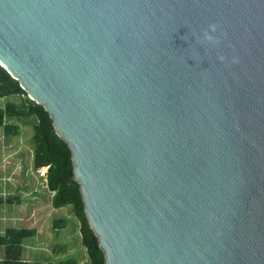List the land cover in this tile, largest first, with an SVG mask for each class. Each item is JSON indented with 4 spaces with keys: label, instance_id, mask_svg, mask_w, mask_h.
<instances>
[{
    "label": "water",
    "instance_id": "1",
    "mask_svg": "<svg viewBox=\"0 0 264 264\" xmlns=\"http://www.w3.org/2000/svg\"><path fill=\"white\" fill-rule=\"evenodd\" d=\"M0 66L105 264H264V0H0Z\"/></svg>",
    "mask_w": 264,
    "mask_h": 264
},
{
    "label": "trees",
    "instance_id": "2",
    "mask_svg": "<svg viewBox=\"0 0 264 264\" xmlns=\"http://www.w3.org/2000/svg\"><path fill=\"white\" fill-rule=\"evenodd\" d=\"M11 96L18 97V100L7 99ZM0 99H7L3 105H0V127H2L3 136H19L23 124L32 126V166L34 169L49 167L46 174L47 182L44 186L47 191L55 193L51 201L56 207H68L66 216L54 214L50 220L51 229L64 231L68 228L74 230L77 228L75 231L77 237L73 241L55 244L57 251L66 253L68 248L74 249L79 244L85 250V264H105L104 252L88 224L79 184L73 177L70 149L55 133L52 118L48 111L42 104L29 98L19 81L1 66ZM56 198L59 199L58 203L54 200ZM18 199L19 197L16 195L0 196V202L7 204L18 201ZM70 217L73 219L71 225ZM37 235L38 230L36 228L24 225L17 229H5L0 235V245L3 246V257L0 258V264H78L79 257L74 251L56 261H29L23 258V241Z\"/></svg>",
    "mask_w": 264,
    "mask_h": 264
},
{
    "label": "rangeland",
    "instance_id": "3",
    "mask_svg": "<svg viewBox=\"0 0 264 264\" xmlns=\"http://www.w3.org/2000/svg\"><path fill=\"white\" fill-rule=\"evenodd\" d=\"M7 99L16 101L18 100V97L11 96ZM7 99H0V105H3V103ZM31 136L32 126H30L29 124H23L21 126L20 135L14 140L12 139L14 143H7L12 145L11 148L2 150V146H0V175L1 173L3 175L1 177L2 179L0 178L1 186L3 183L6 188L10 187V190H27L25 192L26 194L21 198L23 201L22 205L18 208H15V212L17 211L18 214V219H16L15 221L16 225L19 227L23 225L27 227H37L39 230H42L43 228V232L40 231V234H38L36 238L26 239L23 241V248L25 250L23 257L29 261H56L59 258H63L64 255L68 253L70 254L74 251L77 252V256L79 257L78 264H85V250L79 244H77L74 249L68 248L66 253L57 251V246L55 245L62 244L65 241L69 242V240L73 241L74 238L77 237V232H75L77 228L76 230H74L73 228H68L64 231H54L51 229L50 220L54 216V214L57 213L58 216H66L68 207H56L53 201H51L52 199L50 197V200L44 199L42 197V194L34 191L36 189H34L33 186L27 188L29 186L28 182L32 179L34 181V178L26 174L23 168L21 169V164H23L24 162L25 165L26 163H30V155L32 149ZM3 157H6L11 161V164L8 167L6 165H4L3 167L1 166V159ZM17 161L18 163L14 166ZM31 175L33 176V174ZM36 184V181H34V185ZM40 185H42V182ZM28 190H31V192H29ZM54 200L56 203H58L59 201L58 198ZM44 209H47L50 213L48 212L49 214L39 217ZM69 220L71 225L73 219L70 217ZM12 225V220L5 222V227ZM71 230L74 231L71 232Z\"/></svg>",
    "mask_w": 264,
    "mask_h": 264
},
{
    "label": "crops",
    "instance_id": "4",
    "mask_svg": "<svg viewBox=\"0 0 264 264\" xmlns=\"http://www.w3.org/2000/svg\"><path fill=\"white\" fill-rule=\"evenodd\" d=\"M16 137H18V136H16ZM16 137H12V136H8V137H4L3 136V132H2V127H0V146H2V150H4V149H9V148H11L12 147V145L11 144H7V143H14V139L16 138ZM13 139V140H12ZM7 146H6V145ZM1 148V147H0ZM20 149V148H19ZM3 159V158H2ZM1 159V160H2ZM17 164V162L14 164V166ZM25 165V162L23 163V164H21V169L23 168L24 170H25V173L26 174H28V175H30L32 178H34V181H36V185H34V181H33V179L32 180H30L29 182H28V187L27 188H29L30 186H33V188L34 189H36V190H34V191H37L39 194H42V197L44 198V199H49V197L51 198V196H50V194L48 193V191H47V188L44 186V183L42 182V178H40L39 177V175L36 173V172H34V170H37V169H34L33 168V166H32V155H30V163H26V165ZM33 170H32V169ZM31 174H33V176L31 175ZM3 175H2V173H1V175H0V178L2 177ZM2 179V178H1ZM1 182V181H0ZM41 182H42V185H40L41 184ZM3 186V187H2ZM2 186H1V184H0V196H2V197H7L8 195H16V196H18L19 197V199H18V201H14L13 203H11V204H7V203H5V202H0V210H2V211H0V235L1 234H3V232L5 231V229H7V228H20L19 226H17L16 225V219H18L17 217H18V214H17V211L15 212V208H18V207H20L21 205H22V196H24L26 193V191L27 190H18L17 191V189L15 190V189H12V190H10V187H5L4 185H3V183H2ZM2 187V188H1ZM40 189V190H39ZM7 191V192H6ZM29 192H31V190H28ZM22 194V195H21ZM49 195V196H48ZM50 200V199H49ZM49 211L47 210V209H44V211L39 215V217H41V216H45V215H47V214H49L48 213ZM17 215V216H16ZM10 220H12L13 221V225L12 226H7V227H5V222H7V221H10ZM31 228H36L37 230H38V234H40V231H42L43 232V228H42V230H39L37 227H31ZM37 237V236H36ZM36 237H34V238H36ZM24 249V248H23ZM24 252H25V250H23V255H24ZM3 257V246H1L0 245V258H2ZM24 258V257H23ZM31 261V260H30Z\"/></svg>",
    "mask_w": 264,
    "mask_h": 264
},
{
    "label": "built area",
    "instance_id": "5",
    "mask_svg": "<svg viewBox=\"0 0 264 264\" xmlns=\"http://www.w3.org/2000/svg\"><path fill=\"white\" fill-rule=\"evenodd\" d=\"M17 163H18V161H17ZM10 164H11V161L8 160V158L3 157V159L1 160V166L3 167L4 165H6L8 167ZM48 168L49 167L46 166V167H42L40 169L34 170V172H36L39 175V177L42 178V182L45 183L44 185H46V182H47L46 174H47ZM48 193L50 194L51 198H52L53 194H55L53 191H49Z\"/></svg>",
    "mask_w": 264,
    "mask_h": 264
},
{
    "label": "clouds",
    "instance_id": "6",
    "mask_svg": "<svg viewBox=\"0 0 264 264\" xmlns=\"http://www.w3.org/2000/svg\"><path fill=\"white\" fill-rule=\"evenodd\" d=\"M210 30L212 33H215L217 31V26L216 25H210ZM205 40L210 43L218 44L219 40L215 39L209 32L204 33ZM221 61H223L225 58L223 56L220 57Z\"/></svg>",
    "mask_w": 264,
    "mask_h": 264
}]
</instances>
